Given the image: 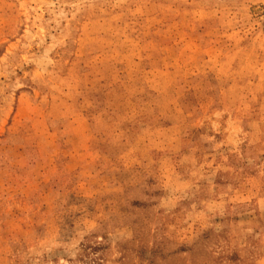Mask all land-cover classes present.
Wrapping results in <instances>:
<instances>
[{
    "label": "rangeland",
    "instance_id": "1",
    "mask_svg": "<svg viewBox=\"0 0 264 264\" xmlns=\"http://www.w3.org/2000/svg\"><path fill=\"white\" fill-rule=\"evenodd\" d=\"M0 264H264V0H0Z\"/></svg>",
    "mask_w": 264,
    "mask_h": 264
}]
</instances>
